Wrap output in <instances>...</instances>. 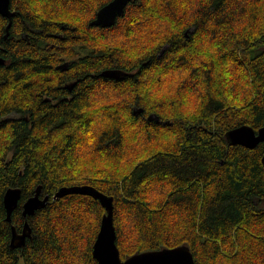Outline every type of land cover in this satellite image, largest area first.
<instances>
[{
    "label": "trees",
    "instance_id": "trees-1",
    "mask_svg": "<svg viewBox=\"0 0 264 264\" xmlns=\"http://www.w3.org/2000/svg\"><path fill=\"white\" fill-rule=\"evenodd\" d=\"M109 1L11 0L8 38L0 14V264H98L106 208L53 198L76 184L114 198L123 259L187 244L195 264H264V142L226 137L264 126V0H134L92 25ZM38 186L50 201L25 216ZM26 222L32 236L12 248Z\"/></svg>",
    "mask_w": 264,
    "mask_h": 264
},
{
    "label": "water",
    "instance_id": "water-1",
    "mask_svg": "<svg viewBox=\"0 0 264 264\" xmlns=\"http://www.w3.org/2000/svg\"><path fill=\"white\" fill-rule=\"evenodd\" d=\"M132 1L134 0L109 1L98 10L97 17L91 21V24L102 27L114 25L118 17L124 15L126 6ZM0 14L9 18V22L6 26V34L4 36L8 38L12 25V18L14 14H16V11L11 9V0H0ZM5 62L6 59L0 55V65ZM102 74L111 77H120L121 75L120 71L117 70H106ZM142 111L143 108H136V110H134L135 114H139ZM149 119L159 121L160 117L155 114H150ZM226 137L232 145H242L253 149L260 142H264V126L256 130L250 125H241L229 130L226 133ZM262 162L264 164V155L262 157ZM74 193L93 196L95 199L100 200L101 204L106 208L100 230L93 245V256L98 264H195L194 253L187 244L137 252L123 259L116 243L117 232L114 222V198L90 184L62 186L53 198L57 199ZM21 194L22 189L20 187H11L5 193L4 204L7 209L8 221H11L12 212L18 205ZM49 201L50 196L41 197V186H38L36 193L29 197L24 203V215H33L37 210L45 207ZM31 236L32 229L28 222L25 223L22 233H19L17 229L13 227L10 245L12 248L23 247L26 243V239Z\"/></svg>",
    "mask_w": 264,
    "mask_h": 264
},
{
    "label": "flooded vegetation",
    "instance_id": "flooded-vegetation-1",
    "mask_svg": "<svg viewBox=\"0 0 264 264\" xmlns=\"http://www.w3.org/2000/svg\"><path fill=\"white\" fill-rule=\"evenodd\" d=\"M98 12V11H97ZM97 17V13H96V16H95V18ZM8 18V17H7ZM94 18V19H95ZM113 26V25H112ZM102 27V26H101ZM69 63H71V60H66V61H64V62H62V63H60L59 64V68L61 67L62 69H66L68 66H70V64ZM75 84H76V80H72V81H67L66 83H64V84H62V86H61V88L63 89L64 88V90L67 92L66 93V97H71V94L68 96V94L69 93H71L73 90H74V86H75ZM65 97V96H64ZM44 100L45 101H51V100H53V97H51V96H47V95H45L44 96ZM10 117L11 118H16V117H18V113L16 112V111H12L11 113H10ZM41 197L43 198L44 196H42L41 195ZM21 199V198H20ZM20 199H19V201H20ZM5 205V204H4ZM19 206V202H18V205L15 207V209L17 208ZM5 208H6V206H5ZM14 209V210H15ZM23 209H24V204H23ZM14 210H13V212H14ZM6 211H7V209H6ZM24 211V210H23ZM12 212V213H13ZM23 214H24V212H23ZM19 232V231H18ZM23 232V229H22V231L21 232H19V233H22ZM28 239V238H27ZM11 246V245H10ZM17 248H21V247H17Z\"/></svg>",
    "mask_w": 264,
    "mask_h": 264
},
{
    "label": "bare ground",
    "instance_id": "bare-ground-1",
    "mask_svg": "<svg viewBox=\"0 0 264 264\" xmlns=\"http://www.w3.org/2000/svg\"><path fill=\"white\" fill-rule=\"evenodd\" d=\"M137 115V114H136Z\"/></svg>",
    "mask_w": 264,
    "mask_h": 264
}]
</instances>
